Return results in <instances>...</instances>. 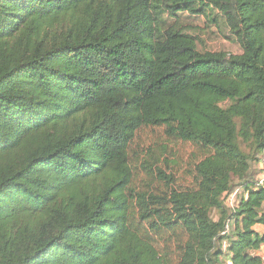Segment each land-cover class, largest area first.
Listing matches in <instances>:
<instances>
[{
    "label": "trees",
    "instance_id": "trees-1",
    "mask_svg": "<svg viewBox=\"0 0 264 264\" xmlns=\"http://www.w3.org/2000/svg\"><path fill=\"white\" fill-rule=\"evenodd\" d=\"M211 11L242 53L164 25ZM146 127L206 150L191 184L132 186ZM256 224L264 0H0V264H264Z\"/></svg>",
    "mask_w": 264,
    "mask_h": 264
},
{
    "label": "rangeland",
    "instance_id": "rangeland-1",
    "mask_svg": "<svg viewBox=\"0 0 264 264\" xmlns=\"http://www.w3.org/2000/svg\"><path fill=\"white\" fill-rule=\"evenodd\" d=\"M210 14L211 17L188 12L179 13L178 16L165 14L164 25L179 23L186 32L197 38L199 50L202 52L242 53L241 43L229 32L225 17L217 11H211ZM213 19L219 24L212 22ZM205 154L206 150L193 143L167 136L164 127L143 128L137 133L130 148V161L134 171L132 186L145 191L162 189L164 183L160 181L157 167H171L176 172L177 183L189 185L194 179L191 172L194 164ZM259 170L260 164L252 161L250 177L257 178ZM133 209L137 213L135 201ZM212 216L217 219V211H212Z\"/></svg>",
    "mask_w": 264,
    "mask_h": 264
},
{
    "label": "built area",
    "instance_id": "built-area-1",
    "mask_svg": "<svg viewBox=\"0 0 264 264\" xmlns=\"http://www.w3.org/2000/svg\"><path fill=\"white\" fill-rule=\"evenodd\" d=\"M262 180H263V178H261L259 181L262 182ZM239 194H240V188L238 187L235 190H233L231 193H229L227 196V202L232 209H234L236 207V203H237V199H238ZM229 231H230V226L227 225L224 233H227ZM254 254L262 257L264 260V246L261 247L260 249H257L256 251H254Z\"/></svg>",
    "mask_w": 264,
    "mask_h": 264
},
{
    "label": "crops",
    "instance_id": "crops-1",
    "mask_svg": "<svg viewBox=\"0 0 264 264\" xmlns=\"http://www.w3.org/2000/svg\"><path fill=\"white\" fill-rule=\"evenodd\" d=\"M236 188H238V187H236ZM235 188V189H236ZM234 189V190H235ZM241 197V189H240V194H239V196H238V199H237V202H238V200H239V198ZM255 230L257 231V232H259V233H264V226L263 225H261V224H256L255 225Z\"/></svg>",
    "mask_w": 264,
    "mask_h": 264
}]
</instances>
